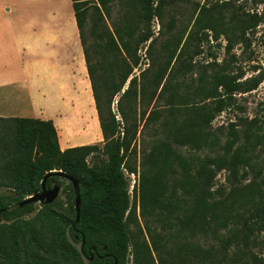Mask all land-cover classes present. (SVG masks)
I'll return each instance as SVG.
<instances>
[{
    "label": "trees",
    "instance_id": "trees-1",
    "mask_svg": "<svg viewBox=\"0 0 264 264\" xmlns=\"http://www.w3.org/2000/svg\"><path fill=\"white\" fill-rule=\"evenodd\" d=\"M70 1L104 149L100 150L96 144L60 149L51 119L6 117L14 121L17 131L14 145L4 161V174L9 182H0V186L5 187L0 192V264H83L82 257L87 259L86 264H128L129 259L133 264H257V253L250 247L255 245L257 234L264 232V111L250 119H242L243 142L236 141V130L232 128V137L225 140L221 152L215 155L202 158L193 155V158L189 154L186 157L175 150L172 143L196 150L216 145L219 138L210 131L211 121L217 113L233 105L234 93L252 90L258 80L245 85L247 82L238 81L237 75L221 67L199 77V103L180 108L181 96L174 85L170 87L166 98L168 111L181 118L173 116L160 120L161 106H153L144 125L158 121L157 128L167 138L152 140L149 166L140 173L139 186L134 189L150 245L144 239L139 241L133 238L127 226L131 195L124 172L127 168L124 152L129 145L126 123L116 120L111 103L131 75L132 66L138 63V45L149 40L147 51L152 55L155 53L153 46L158 37L150 23L157 19L158 33L163 34L161 27L170 0H133L134 3L130 0L132 5L138 6L144 27L130 24L127 15L120 16L123 20L118 23L110 22L111 30L106 23L101 33L105 40L102 50L110 53L114 66L120 60L127 67L119 80H110L99 72L100 64L92 58V39L86 24L91 7L103 20L100 6L109 19L111 0ZM208 7L200 6L199 17L194 22L198 25L199 40L207 42L208 36L216 40L231 29L225 26L221 30L217 19L209 16ZM203 17L207 18L203 21ZM248 21L252 27L259 21V16L252 14ZM244 24L238 27L234 22L233 30L243 35L247 29ZM124 35L131 39L135 37V45L130 39L125 40ZM181 41L178 36L164 39L165 59L161 55L163 60L157 63V68L153 71L150 68V77L140 82L139 92L136 77L129 79L117 102L122 119H125L124 100L134 110L139 94L140 105L144 104L146 96H149L147 104L150 105L161 99L165 85L158 91L160 81L170 62L185 52V44ZM183 64L190 67L188 61ZM140 114L144 116L146 109ZM88 156L91 164L86 161ZM127 169L132 172L130 167ZM220 171L228 175L230 187L226 191H220L222 185L213 188ZM50 172L45 187L67 181L63 191L71 197L72 216L68 220L60 218L53 209L54 205H60L58 196L50 203H40L41 224L35 233L30 231L29 234L22 216L34 210L35 202L19 204L41 190L42 180ZM63 173L74 177L79 184L78 220L73 185L62 176ZM155 221L160 223L158 231L148 224ZM66 233L80 243L79 250L68 242ZM195 235L205 240L210 237L214 242L203 246L196 243ZM247 255L249 262H244Z\"/></svg>",
    "mask_w": 264,
    "mask_h": 264
},
{
    "label": "rangeland",
    "instance_id": "rangeland-1",
    "mask_svg": "<svg viewBox=\"0 0 264 264\" xmlns=\"http://www.w3.org/2000/svg\"><path fill=\"white\" fill-rule=\"evenodd\" d=\"M131 1L133 2V0ZM131 1L111 0L108 5L109 19L104 13V9L100 6L99 9L103 20H101L99 12L95 11L92 7L89 8L87 13L88 19L86 24L92 39V58L99 62V72L110 80H119L123 75V69L127 67L125 64L123 65V62L120 60H117L115 66L111 63L113 58H111L110 53L102 50V44H104L105 40L102 38L101 33L102 31L104 32L106 23L111 30L112 27L110 22L118 23L123 20H120V16L124 18L126 15V19L129 20L130 24H137L139 27H144V22L139 15L138 6L132 5ZM202 4L206 7L209 6V16H211L212 19H217L220 23L219 25H221L219 27L221 30L225 26L231 28L226 35L224 33L220 34L216 40L208 36V42L199 40V35L197 34L198 25L195 26L194 22L195 19L199 17V8ZM0 6H4L3 9H0V46L7 48L6 61H8V68L12 67L14 61L17 60L15 59L14 45L19 38L28 36V28H31L29 25L32 26L35 21H43L55 15L54 17H56L58 21H63L68 32L72 30L70 22L72 17L74 18V15L70 0H0ZM7 7H14L12 15L7 13ZM252 14H257L259 16V21L256 25L250 27V22L248 20ZM203 18L204 21L207 17ZM163 20L164 25L161 27L163 31L161 33L163 34L158 33L160 25L157 19L154 18L150 23L154 35L157 34L156 36L158 37L153 46L155 53L153 52L152 55V53L147 51L149 40L138 45L136 51L138 63L132 66L129 61L132 66V72L123 86V89H125L128 86L129 79L135 76L136 90L139 92L141 87L140 82L143 80L146 81L150 77V68L151 71L155 70L157 68V63L161 62L163 57L165 59L164 52L162 51V42L164 39L178 36L182 38L181 43L185 44V52L182 57L170 62L163 79L160 81L158 91L165 85V90H163L161 99L156 104L152 103L150 105L147 104L149 96H146L144 104L140 105L139 94L137 96L136 109L134 110H132L129 103L124 100L122 102V108L125 113V119L120 117L117 107V102L123 89L114 96L111 103V110L115 113L116 120L121 123H126V134L129 140V145L124 152V166L132 169V172L126 167L124 169L125 175L129 181V192L131 195V208L127 217V226L133 238L139 239V241L144 239L149 245L150 240L146 224L141 215L139 198L136 196L134 189L139 186L140 173L146 166H149L148 158L150 157L149 153L152 140L156 137L167 138L166 135L157 128L158 121L154 123L149 122L144 125L153 106H161L158 114L160 120L164 118H173V116L181 118V115H174L168 111L166 98L170 93V87L174 85L176 91L179 92L181 96L178 103L180 108L191 103H199L201 99L198 94L200 88L199 77L213 72L216 69H220L221 67L225 68L227 72L237 75L239 77L238 81L247 82L245 85L251 84L252 80H258L257 85L252 90L234 93L233 105L217 113L211 121L210 131L219 138L216 145H206L200 150H196L194 148H189L190 146H179L172 143L175 150L181 152L186 157L191 154L193 158L194 156H198L199 158L206 155L212 156L221 152L225 140L232 137L230 134L232 128L236 130V141L238 143L243 142L245 138L242 133V119H250L252 116L264 111V0H170L166 5ZM13 22L15 23L13 24ZM234 22L238 24V27H242L245 23L243 27H247V29L243 35H239L238 30H233ZM35 29L38 30L36 26ZM60 33H62L61 24H57L56 35ZM210 33L209 31L208 34ZM124 39H130V43L135 45V37H133L132 40L124 35ZM186 39L188 42H186ZM121 51L122 55L126 57L124 51ZM10 61H13V63ZM183 61H188L190 67L187 68L184 66ZM127 65L130 67L128 63ZM56 72L57 71L50 68L48 64H42L39 69V74L37 75L41 77V82L36 81L35 90H27V87L21 84L17 86L8 85L4 90H0V113L5 115L0 116L3 117L0 118L1 184L9 182L7 176L4 174V161H6L7 158L5 157L6 153L14 145V133L17 131L14 121L6 117H29L39 119L67 118L65 124L70 127V132H73L72 135L74 137L72 141L74 142L73 144H75L73 146L96 144L100 150L104 149L105 142L102 137L88 74H85L84 84L86 85L87 82L89 94L79 101L71 99L72 103H69V101L66 100L69 92L58 90L57 86L52 84V81L56 79ZM31 93H35L40 98H50V101L48 104H46L45 101L31 104L29 99ZM143 109H146V114L141 116L140 113ZM61 138L62 134H59V147ZM86 161L91 164V157H86ZM167 181L170 183L171 179L169 178ZM214 182L215 185L213 188L222 185L220 191H226L230 187L228 175L225 171L218 172ZM54 184H58L60 187L58 193L60 205H54L53 209L56 210L60 218H66V220H68L72 216L70 209L72 200L71 197L63 191V187L67 184V181ZM3 190H5V187L0 186V192ZM41 216L42 210L40 202H35L34 210L22 216L25 222V228L29 234L30 231L35 233L36 230L39 229V225L42 221ZM148 224L153 230L158 231L160 229L159 222L155 221L154 224ZM66 236L68 242L73 245L76 250H79L80 243L73 241L67 233ZM194 239L196 243L198 242L203 246H205L206 243L214 242L210 237H206L205 240L199 235H195ZM250 248H252L251 250H253V252L256 251L257 253V264H264V232L257 234L256 243ZM152 255L154 257V254ZM82 261L83 264H86L87 259L82 257ZM245 261L249 262V255L244 257V262ZM128 264H133L131 259H129Z\"/></svg>",
    "mask_w": 264,
    "mask_h": 264
},
{
    "label": "crops",
    "instance_id": "crops-1",
    "mask_svg": "<svg viewBox=\"0 0 264 264\" xmlns=\"http://www.w3.org/2000/svg\"><path fill=\"white\" fill-rule=\"evenodd\" d=\"M3 8L4 6H0V9ZM6 10L12 15L14 7H7ZM54 16L43 21H35L32 26L29 25L31 28H28V36L19 38L14 45V54L17 60H13L12 67L8 68L7 66V48L0 46V90H4L8 85L17 86L18 84L24 85L27 90H35L36 81L41 82V77L37 76L39 69L42 64H48L50 68L57 71L56 79L50 83L56 85L58 90L69 92L66 97L69 103H72L71 99L79 101L83 97H87L89 89H87V82L86 85L84 84L87 70L75 20L72 17L70 22L72 30L68 32L63 21H58ZM57 24H61V35H56ZM35 26L38 30L35 29ZM13 61L10 62L13 63ZM29 99L31 104H37L39 101H45L48 104L50 101V98H40L35 93H31ZM0 116L5 115L0 113ZM41 119H51L54 122L57 134H62L61 149L75 145L72 141L73 132H70V127L65 124L67 118Z\"/></svg>",
    "mask_w": 264,
    "mask_h": 264
},
{
    "label": "water",
    "instance_id": "water-1",
    "mask_svg": "<svg viewBox=\"0 0 264 264\" xmlns=\"http://www.w3.org/2000/svg\"><path fill=\"white\" fill-rule=\"evenodd\" d=\"M51 174L48 173L44 176L42 183H41V190L28 196L27 198H25L23 201L20 202V206H22L25 203H29V202H40V203H50L52 202L59 193V185L58 184H54L51 188H46L45 187V181L46 178ZM62 176H64L66 179H68L72 185H73V190H74V204H75V211H76V220H78L79 217V203H80V194H79V184L78 181L67 174H62Z\"/></svg>",
    "mask_w": 264,
    "mask_h": 264
}]
</instances>
